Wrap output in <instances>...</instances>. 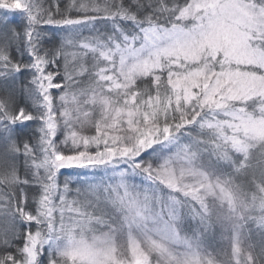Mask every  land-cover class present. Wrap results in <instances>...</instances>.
Masks as SVG:
<instances>
[{"label":"snow or ice","instance_id":"1","mask_svg":"<svg viewBox=\"0 0 264 264\" xmlns=\"http://www.w3.org/2000/svg\"><path fill=\"white\" fill-rule=\"evenodd\" d=\"M0 264H264V0H0Z\"/></svg>","mask_w":264,"mask_h":264},{"label":"trees","instance_id":"2","mask_svg":"<svg viewBox=\"0 0 264 264\" xmlns=\"http://www.w3.org/2000/svg\"><path fill=\"white\" fill-rule=\"evenodd\" d=\"M65 2H67V0H65Z\"/></svg>","mask_w":264,"mask_h":264}]
</instances>
